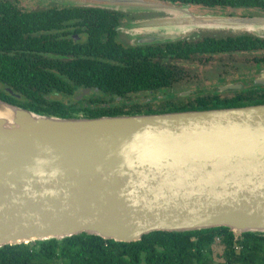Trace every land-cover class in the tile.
Masks as SVG:
<instances>
[{"label": "water", "instance_id": "1", "mask_svg": "<svg viewBox=\"0 0 264 264\" xmlns=\"http://www.w3.org/2000/svg\"><path fill=\"white\" fill-rule=\"evenodd\" d=\"M54 1L146 10L123 25L141 45L250 22L159 0ZM0 107L10 114L0 117V248L82 233L126 243L154 231L264 233V103L95 118Z\"/></svg>", "mask_w": 264, "mask_h": 264}, {"label": "flooded vegetation", "instance_id": "2", "mask_svg": "<svg viewBox=\"0 0 264 264\" xmlns=\"http://www.w3.org/2000/svg\"><path fill=\"white\" fill-rule=\"evenodd\" d=\"M33 1L0 0V77L5 73L24 77L32 70L38 75L32 91L43 94L41 100L34 101L44 107L60 103L74 116L84 117L88 109L99 106L107 112H174L201 107L202 100L210 106H220L217 108H230L221 106L232 103L250 106L264 101V0H232V5L210 6L176 3L189 7L195 14L250 21L247 25L252 27L233 28V34H249L251 40L257 41L249 50L234 48L244 44L245 37L232 38L227 34L141 45L130 40V33L122 28L140 15L123 9ZM17 33L20 38L15 36ZM28 37L37 39L38 46L29 43ZM205 41L216 42L214 45L221 48H208V52L203 48L192 49ZM60 46L64 48L58 50ZM138 48L150 51L139 57V53H134ZM142 58L145 64L165 65L166 81L154 85L152 78L150 86L129 90L123 97H110L106 91L91 85L90 74L80 68L81 61L100 62L104 72L120 66L123 76L133 67L139 69ZM24 92V88L8 86L0 79L2 99L21 101Z\"/></svg>", "mask_w": 264, "mask_h": 264}, {"label": "trees", "instance_id": "3", "mask_svg": "<svg viewBox=\"0 0 264 264\" xmlns=\"http://www.w3.org/2000/svg\"><path fill=\"white\" fill-rule=\"evenodd\" d=\"M166 3H198L204 5L211 4H231L232 0H159ZM234 3V2H233ZM236 3V2H235ZM55 5V4H53ZM65 5V4H61ZM179 5V4H176ZM20 38L17 33L15 35ZM202 36V35H201ZM196 37V38H200ZM206 37L217 35H203ZM225 36V35H218ZM228 37L243 36L247 41L242 40L244 44L235 45L234 48L249 50L256 40H251L249 34H227ZM195 39V38H189ZM29 43L38 46V40L28 37ZM216 42H200L192 49L201 50H219L221 47L214 45ZM222 44L226 42H221ZM90 48V45L86 46ZM60 46L58 50L63 49ZM91 48H95L94 45ZM252 49V48H251ZM121 50V49H120ZM117 51V50H116ZM146 48L135 49L134 53H139V57L148 53ZM202 52V51H201ZM126 53H129L126 51ZM143 58L139 61V69L131 68L129 72L117 66L104 68L98 63H87L81 61V67L89 75L90 84L97 86L107 92L110 97H123L129 90L142 89L150 86V79L154 78V85H162L166 81L163 75L165 65H153L144 63ZM132 71V72H130ZM142 71L140 76L139 72ZM5 72V71H4ZM38 75L32 70L27 72L24 77L13 76L8 73L2 74L0 79L8 86L14 88H24L25 92L21 95L23 100L18 101L12 98H1L10 104L31 110L38 114L57 116V117H78L73 112L66 111V108L56 103L50 107H44L34 99L41 100L43 94L32 91V85L38 80ZM101 104V102H97ZM263 104L264 101H256L250 104ZM219 104V103H217ZM244 104V105H250ZM201 107L182 108L173 111L186 110H205L216 109L220 106H210L209 102L202 100ZM238 107L242 104H229L221 107ZM99 108V109H98ZM165 110L148 112H128V111H110L107 112L104 107H95L88 109L83 118H95L104 115H134V114H153L165 113ZM218 241L222 247L220 254L222 261L216 263L213 257V246ZM0 264H264V233H234L226 227H216L210 229L195 230L189 232H168L154 231L146 234L137 242H117L106 240L99 236L87 235L85 233L73 235L62 241L44 240L22 243L17 245H6L0 248Z\"/></svg>", "mask_w": 264, "mask_h": 264}, {"label": "rangeland", "instance_id": "4", "mask_svg": "<svg viewBox=\"0 0 264 264\" xmlns=\"http://www.w3.org/2000/svg\"><path fill=\"white\" fill-rule=\"evenodd\" d=\"M36 1H38L39 3L41 2V0H36ZM28 2L32 3L34 1L33 0H28ZM43 2H47V3L51 2V4H59V3H56L54 0H45V1L43 0ZM125 10H127L128 12H131V13H136V12H140V11H146V10L140 9L139 7H136V6H129ZM188 10H189V7H188ZM246 26H250V25H246ZM250 27H252V26H250ZM123 28H124L123 31H127V32L130 33L131 36L128 37V38H130V40H131V37H133V33L137 34L136 31H138V29L135 28V27H123ZM253 29L254 30L258 29L259 30L260 28H253ZM214 35L218 36V35H225V34L224 33L223 34L219 33V34H214ZM222 250H223L222 245L218 241H216V243L213 246V257H214V260H215L216 263H220L222 261L221 256H220V254L222 253Z\"/></svg>", "mask_w": 264, "mask_h": 264}, {"label": "bare ground", "instance_id": "5", "mask_svg": "<svg viewBox=\"0 0 264 264\" xmlns=\"http://www.w3.org/2000/svg\"><path fill=\"white\" fill-rule=\"evenodd\" d=\"M10 114H9V111L0 107V117H9Z\"/></svg>", "mask_w": 264, "mask_h": 264}]
</instances>
